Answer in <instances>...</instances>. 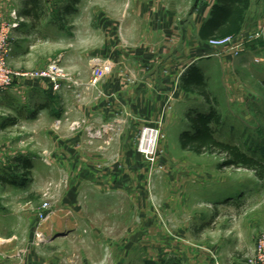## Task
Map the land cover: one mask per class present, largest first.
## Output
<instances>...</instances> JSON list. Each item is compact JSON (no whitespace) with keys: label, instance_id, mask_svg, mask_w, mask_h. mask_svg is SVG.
<instances>
[{"label":"crops","instance_id":"1","mask_svg":"<svg viewBox=\"0 0 264 264\" xmlns=\"http://www.w3.org/2000/svg\"><path fill=\"white\" fill-rule=\"evenodd\" d=\"M185 1L130 0V10L119 12L123 22L112 24L122 26L125 35L117 44L105 37V22L100 26L105 15L91 11L86 0H69L54 19L47 0H0L5 19L16 11L23 20L13 34L9 64L26 75L0 95V165H5L0 177L20 180H0V236L15 248L34 240L38 220L24 213L34 208L47 184L54 190L60 186L50 193L62 205L51 215V243L33 246L18 258L16 253L13 260L4 253L0 264H167L173 258L206 264L202 255H184L185 233L184 239L170 234L162 215L153 216L137 133L145 124L164 123V131L176 128L180 134L189 110L208 108L182 87L192 64L209 79L215 66L233 60V47L258 56L257 48L264 51V0H248L231 48L211 47L201 35L218 0H197L188 12ZM94 57L113 65L97 87L91 85ZM57 58L70 74L61 91L27 76ZM19 158L29 166H21ZM110 227L107 236L104 230Z\"/></svg>","mask_w":264,"mask_h":264},{"label":"rangeland","instance_id":"2","mask_svg":"<svg viewBox=\"0 0 264 264\" xmlns=\"http://www.w3.org/2000/svg\"><path fill=\"white\" fill-rule=\"evenodd\" d=\"M50 1L47 0L50 4V14L54 19L57 8L69 0ZM86 1L91 11L98 10L99 14L105 15L100 24L103 26L105 22V37L117 44L123 43L125 35L121 33L122 26L113 27L112 24H117L118 19L123 22L119 12L130 10V0H121V3L118 2L119 0ZM136 1L137 3L143 1L144 4L149 0ZM194 2L197 3V0L184 2L183 7L185 5L186 12L192 9ZM137 5L139 8L136 10H140V4ZM57 19L58 17L55 20ZM90 21L96 22L97 18H92L90 15ZM110 30L115 34L109 35ZM93 40H97L95 35ZM232 44L233 41L225 47L231 48ZM257 51L260 53L259 56L251 52L244 54L241 47H233L231 49L233 60L227 61L225 66H215L208 83L216 98L215 108L223 120L222 126L215 128L216 138L226 144L239 146L244 153L264 163V51H259L258 48ZM96 59L109 61L98 57L91 59L93 87H97L113 69L105 72L101 80L94 85L93 62ZM56 62L62 64L61 59L57 58L46 68ZM9 67L12 69L10 64ZM63 69L70 76L64 67ZM163 124H152L158 125L161 132L156 163L149 165L139 155L142 162L148 166L150 179L148 178L146 183L148 190L146 194L147 199L153 204V216H159L160 219L163 217L166 220L170 234L178 238H183L181 235L186 234V241L189 242L182 243L183 247L180 248L186 257L188 253L197 255L198 258L202 255L206 264H247L253 256L259 236L264 233V180L254 172L243 168L224 167L226 160L221 155L198 156L181 150L180 135L184 131L178 134L176 128H171L166 132L163 130ZM146 125L148 124L143 125L137 133V151L141 130ZM2 167L5 165L1 164L0 169ZM64 185L65 182H61V188ZM45 188L43 195L36 199L34 208L24 213L27 219L38 220V226L33 233L34 240L20 244V248H15L9 243L10 240L0 236L1 256L5 253L13 260L12 256H16V253L18 258L33 246L38 247L42 244L47 246L55 239L47 234L52 229L50 224L53 219L52 212H55L54 208H59L61 204L56 202L57 195L50 192L58 191L60 186L54 190L47 184ZM15 196V201L20 203V196ZM45 203L49 205L50 216L41 222L40 213L43 212ZM18 222L20 224L19 219ZM111 230V227L105 229V234L110 236ZM39 232L48 236L43 242L42 238L37 237ZM100 236L103 238L102 235ZM176 236L171 237L173 241L177 240ZM77 245L72 242V246ZM14 250L16 251L13 252Z\"/></svg>","mask_w":264,"mask_h":264},{"label":"trees","instance_id":"3","mask_svg":"<svg viewBox=\"0 0 264 264\" xmlns=\"http://www.w3.org/2000/svg\"><path fill=\"white\" fill-rule=\"evenodd\" d=\"M69 7V6H68ZM248 0H218L213 7L211 17L204 23L201 35L206 40L227 39L237 37L245 22ZM182 87L190 94L203 99L207 104L204 111L189 110L187 128L180 135V148L195 155H221L225 157L224 167L243 168L254 172L264 180V163L244 153L239 146L226 144L216 138V127H221L223 120L215 108L216 98L210 90L208 79L204 76L198 64L189 66L182 76ZM20 165L27 168L28 161L18 159ZM19 165V166H20ZM18 166V167H19ZM13 176L0 177L3 183L16 180ZM167 264H183L181 259L173 258Z\"/></svg>","mask_w":264,"mask_h":264},{"label":"built area","instance_id":"4","mask_svg":"<svg viewBox=\"0 0 264 264\" xmlns=\"http://www.w3.org/2000/svg\"><path fill=\"white\" fill-rule=\"evenodd\" d=\"M23 20L18 16L16 11L10 14V19H5L0 14V95L9 91L15 85L17 78L20 76L9 67V59L13 52V34L20 27ZM233 38L212 39L208 41L211 47H225L231 44ZM93 84H97L105 72L111 71L113 65L109 61L96 59L94 62ZM26 76V75H23ZM34 80H43L48 82L54 92L62 90L65 83L70 82V77L65 73L60 63H53L51 66L42 71H36L27 75ZM73 85L78 86L74 83ZM159 125V123H158ZM158 125L148 124L141 130L138 153L143 161L149 165H154L157 159V146L160 141L161 132ZM49 205H43V212L40 213V221L44 222L50 216ZM41 232V231H40ZM38 233L37 237L45 240L48 236ZM247 264H264V233L259 236L256 249L253 256Z\"/></svg>","mask_w":264,"mask_h":264},{"label":"water","instance_id":"5","mask_svg":"<svg viewBox=\"0 0 264 264\" xmlns=\"http://www.w3.org/2000/svg\"><path fill=\"white\" fill-rule=\"evenodd\" d=\"M53 239V238H52Z\"/></svg>","mask_w":264,"mask_h":264}]
</instances>
